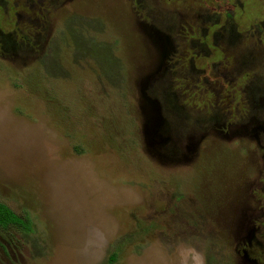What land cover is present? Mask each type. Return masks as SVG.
<instances>
[{
    "label": "rangeland",
    "instance_id": "obj_1",
    "mask_svg": "<svg viewBox=\"0 0 264 264\" xmlns=\"http://www.w3.org/2000/svg\"><path fill=\"white\" fill-rule=\"evenodd\" d=\"M0 264H264V0H0Z\"/></svg>",
    "mask_w": 264,
    "mask_h": 264
},
{
    "label": "trees",
    "instance_id": "obj_2",
    "mask_svg": "<svg viewBox=\"0 0 264 264\" xmlns=\"http://www.w3.org/2000/svg\"><path fill=\"white\" fill-rule=\"evenodd\" d=\"M14 227L25 232L31 230V220L14 213L7 205L0 202V229Z\"/></svg>",
    "mask_w": 264,
    "mask_h": 264
}]
</instances>
